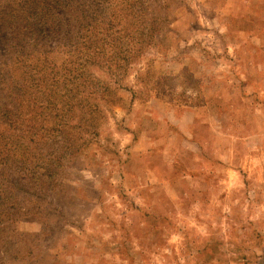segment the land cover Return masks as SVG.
Instances as JSON below:
<instances>
[{
    "label": "rangeland",
    "instance_id": "rangeland-1",
    "mask_svg": "<svg viewBox=\"0 0 264 264\" xmlns=\"http://www.w3.org/2000/svg\"><path fill=\"white\" fill-rule=\"evenodd\" d=\"M140 3L115 29L155 30L116 78L87 69L110 92L49 187L0 163V264H264V0Z\"/></svg>",
    "mask_w": 264,
    "mask_h": 264
},
{
    "label": "trees",
    "instance_id": "trees-1",
    "mask_svg": "<svg viewBox=\"0 0 264 264\" xmlns=\"http://www.w3.org/2000/svg\"><path fill=\"white\" fill-rule=\"evenodd\" d=\"M113 1L0 0V98L15 105L1 114L0 125H7V133L3 137L0 132V163L9 162L14 172L40 189L49 187L61 160L77 151V139L83 140L79 133H95V100H104L110 90L87 69L102 67L116 78L115 71L122 72L138 54L140 47L135 46L155 30L144 25L141 31L136 26L131 33L118 34L115 25L126 17L131 24L145 23L143 0H124L132 4L129 11L115 10ZM161 20L150 14L147 23ZM61 30L66 43L50 45ZM61 54L68 59L58 68L49 57ZM57 77L61 80H51ZM76 111H83V125L70 123Z\"/></svg>",
    "mask_w": 264,
    "mask_h": 264
}]
</instances>
